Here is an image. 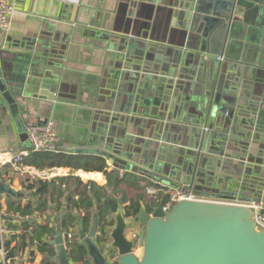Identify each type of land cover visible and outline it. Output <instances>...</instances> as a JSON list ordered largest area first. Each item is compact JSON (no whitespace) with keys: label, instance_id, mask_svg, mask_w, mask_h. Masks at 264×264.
Wrapping results in <instances>:
<instances>
[{"label":"crops","instance_id":"obj_1","mask_svg":"<svg viewBox=\"0 0 264 264\" xmlns=\"http://www.w3.org/2000/svg\"><path fill=\"white\" fill-rule=\"evenodd\" d=\"M170 1L16 0L9 29L0 30L1 70L6 79L25 83L21 114L24 125L12 117L9 105L0 95V103L4 101V106L0 105V183L15 193L0 195V206L6 210L9 203L16 202L36 208L40 199L49 205L47 213L36 212L24 219L16 216L17 221H38L58 229L66 216L73 214L76 228L69 238L80 245L79 220L84 223L86 212L74 208L70 200H78L77 193L89 184L107 187L110 195L118 197L125 190L131 198L136 195L131 183L117 185V181L135 177L142 185H163L161 201L172 192L187 188L179 181L178 161L181 158L182 168L189 164L183 157L191 153L193 131L204 130V101L218 74L232 73L235 69L231 67L237 64L243 68L235 94L241 105L237 109H245L244 113L256 111V115L233 120L238 127L234 136L239 145L247 142L248 133L252 138L248 151L241 150V145L232 149L234 155L240 156L234 164L243 163L239 168L247 196L259 194L264 202V3L232 28L233 42L228 53L245 60L237 62L225 58L227 43L222 46L217 25L207 30L202 39L172 32L156 13ZM227 1L193 0L212 14L224 13ZM204 40L207 51H202ZM165 50H171L170 56L163 53ZM256 50H262L259 63L263 65L247 62ZM216 51H222L221 56L215 55ZM221 57L223 61L218 60ZM24 67L29 68L25 76L21 73ZM54 81L56 90L52 91L50 82ZM48 121H53L59 132V154L65 155L67 166L38 169L24 161L15 168L14 158L32 150L25 137L27 127ZM219 126L221 121L217 120L216 131ZM88 150L109 156L82 153ZM112 157L115 163L124 164L119 175ZM73 160L104 162L106 168L104 172L76 170L70 167ZM146 161L148 167L144 166ZM172 172L175 176L168 177ZM69 177L73 180H57ZM37 180L51 185L41 198L30 188ZM146 197L150 199L147 194ZM128 204L129 201L120 204L124 215ZM117 213L118 209L109 217L106 231L116 226L110 219ZM95 217L96 213L86 228L88 234ZM126 219L131 226L136 224L135 219ZM135 228L140 226L136 224ZM128 234L127 230L130 239ZM9 235L19 237L11 245L16 250L14 264L45 263L42 237L38 239L22 229ZM56 258L57 255L52 261L57 262ZM83 259H74L71 264H86Z\"/></svg>","mask_w":264,"mask_h":264},{"label":"water","instance_id":"obj_2","mask_svg":"<svg viewBox=\"0 0 264 264\" xmlns=\"http://www.w3.org/2000/svg\"><path fill=\"white\" fill-rule=\"evenodd\" d=\"M263 3L264 0H228L224 13L216 14L214 11L212 14L209 8L202 7L193 0H171L167 7H159L156 13L172 32L186 37L202 39L207 36V30L219 26L220 32L217 33L221 35L222 46L227 43L225 58L245 62L228 53L229 45L233 42L232 28H235L247 13L258 11L259 5ZM205 41L202 51H207ZM221 52L216 51L215 55L221 56ZM261 52L262 50H256L253 59L247 62L263 65L259 63ZM163 53L170 56L171 50H165ZM1 59L0 51V95L9 105L12 117L18 124L24 125L21 114L26 97L25 83L19 79H6L1 70ZM234 66L231 70L235 69L236 72L223 71L218 74L210 96L204 101L201 118L204 130L193 131L194 145L190 149L191 153L183 157V161L185 159L189 164L182 168L181 158L178 161L181 165L179 181L190 187L197 199L179 201L168 213L163 210V201L159 202L152 212L142 204L135 219L142 231L143 246L139 256L132 253L135 241L127 237L131 224L127 223L120 204L118 213L110 219V223L115 221L116 226L107 231V241L103 244L97 243L99 218H94L89 234L85 232L83 222L79 220L80 241L87 253L83 259L86 264H264V228L259 227L255 210L250 206L251 203L260 201L261 197L259 194L249 197L245 193L244 182H241L243 173L239 168L243 163L234 164V160L240 156L232 152L235 146L240 145L241 150L248 151L252 142L248 133L247 142L239 145L234 136L238 127L233 124V120L243 116L245 119L254 117L256 111L244 113L245 109H237V106L241 105H238L235 94L243 68L238 64ZM23 69L21 73L25 76L29 68ZM50 85L52 91H55V81L50 82ZM41 86L45 87L46 84ZM4 101L0 103L1 106H4ZM240 110L241 113L238 114ZM217 120L221 121V126L216 131L214 125ZM254 121L253 118L251 125ZM23 130L26 131L25 126ZM25 137L28 139L27 135ZM86 152L101 153L98 150L82 151ZM101 155L109 156L104 152ZM242 156L245 157L246 154L243 153ZM112 160L119 175L124 164L121 161L115 163L114 157ZM249 160L252 161L251 157ZM147 163L149 165V161L144 163L145 167H148ZM156 171L162 172L159 168H156ZM172 173L168 174V177H174L175 172ZM145 174L149 175L147 172ZM223 186L226 189H221ZM7 194L15 195L9 187L0 183V195ZM54 243L58 252V264H71L70 252L61 226L57 229Z\"/></svg>","mask_w":264,"mask_h":264},{"label":"trees","instance_id":"obj_3","mask_svg":"<svg viewBox=\"0 0 264 264\" xmlns=\"http://www.w3.org/2000/svg\"><path fill=\"white\" fill-rule=\"evenodd\" d=\"M65 155L59 154V148L57 153H37L33 150H30V154L24 158L28 164L35 166L38 169H42L46 166L50 168H59L67 166L64 163ZM71 161V160H70ZM70 167L76 170H86V171H99L104 172L106 168V164L104 162H96L93 163L91 160L83 161V160H73L70 162ZM60 182H64L67 180H73V177L57 179ZM79 181V179H78ZM56 182V181H53ZM131 183L132 187L136 190V195L131 198L126 193L125 190L120 191V196L110 195L107 187H101L95 183H91L84 191L78 192L77 195L79 199L71 198L70 202L74 208L79 210H84L86 212V216L84 217V230L91 224L92 215L96 213L99 218L100 227H99V237L97 240L98 244H103L107 241V231L106 227L109 225V217L115 213L120 204H125L129 201V204L125 208V216L129 218L136 219L140 213L141 205L145 204L149 212H152L153 208L158 204H150L147 205L146 202V189L148 186L142 185V183L135 177H125L124 179H120L117 181V185L123 183ZM80 183V182H79ZM51 185L42 180L35 181L34 185H31V190H36L37 196L42 197V195L47 194L48 189ZM90 187V189H88ZM163 194V193H162ZM161 195V194H159ZM165 197V196H164ZM119 198V199H118ZM130 198V199H129ZM163 198V201H166ZM128 199V201H127ZM2 209L3 207L0 206ZM5 210V209H4ZM12 217L6 221V226L9 232H16L19 229H22L24 232L30 231L32 234L37 235L36 237L40 240L41 249L45 253L47 260L44 264H58L57 262H53L52 258H55L57 255V251L55 246L53 245V241L57 236V228L55 226L51 227L48 223L39 224L38 221L33 222H25V221H17L16 216H20V218L24 219L27 216H33L36 212L43 214L49 211V205L47 201H42L40 199L36 208H33L30 204L24 205L22 203L11 202L8 204L7 209L5 210ZM76 217L73 214H69L66 216L64 221L61 224L65 243L70 252L69 257L70 260L77 259L79 257H85L87 255L85 248L82 244L74 240L71 241L69 235L75 231ZM37 233V234H36ZM19 237L8 235L5 237V248L9 251V262L10 264H14V255L15 248H12V242L17 240ZM45 239V240H43ZM1 264V263H0Z\"/></svg>","mask_w":264,"mask_h":264},{"label":"built area","instance_id":"obj_4","mask_svg":"<svg viewBox=\"0 0 264 264\" xmlns=\"http://www.w3.org/2000/svg\"><path fill=\"white\" fill-rule=\"evenodd\" d=\"M16 0H0V30L7 31L11 24V19L16 13ZM219 61H223L224 58H218ZM27 137L31 144V148L37 153H57L60 145V135L57 131L53 121H48L43 125H31L27 127ZM1 154V150H0ZM29 154L22 152L17 155L12 165L18 168L24 162V158ZM147 195L150 200L155 201V203L161 202L159 200V194L165 192L163 185H150L146 189ZM197 197L194 195V191L190 188H184L181 190L174 191L170 194L168 201L164 202L163 210L168 213L175 203L183 200H195ZM255 210L256 221L260 228H264V202L258 201L250 204ZM12 216L7 213L4 209L0 207V263L10 264L9 262V251L5 248L4 242L5 237H7L10 232L6 226V221ZM131 239L135 241V246L132 253L135 256H139L142 251L143 241H142V231L141 228L132 231Z\"/></svg>","mask_w":264,"mask_h":264},{"label":"rangeland","instance_id":"obj_5","mask_svg":"<svg viewBox=\"0 0 264 264\" xmlns=\"http://www.w3.org/2000/svg\"><path fill=\"white\" fill-rule=\"evenodd\" d=\"M146 194H147V192H146ZM146 199V202H147V205H152V204H154L155 203V201H152V200H150V199H148V197H146L145 198ZM156 204V203H155ZM136 227V224H133L132 226H131V228H129L128 229V233H129V237L131 238V236H132V231L133 230H138L139 228H135Z\"/></svg>","mask_w":264,"mask_h":264},{"label":"flooded vegetation","instance_id":"obj_6","mask_svg":"<svg viewBox=\"0 0 264 264\" xmlns=\"http://www.w3.org/2000/svg\"><path fill=\"white\" fill-rule=\"evenodd\" d=\"M129 235V234H128ZM131 239V238H130Z\"/></svg>","mask_w":264,"mask_h":264}]
</instances>
